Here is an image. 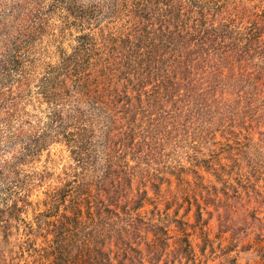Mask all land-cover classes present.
<instances>
[{
  "label": "trees",
  "instance_id": "trees-1",
  "mask_svg": "<svg viewBox=\"0 0 264 264\" xmlns=\"http://www.w3.org/2000/svg\"><path fill=\"white\" fill-rule=\"evenodd\" d=\"M20 1L31 10L20 20L16 16L15 38L0 57V150L18 132L21 161L61 137L75 155L74 179L83 178L77 169L96 171L101 155L106 167L98 184L109 181L103 196L82 181L51 193V210L64 208L52 224L53 239L44 236L47 248L36 249L40 227L34 233L23 223L35 239L27 251L38 252L41 259L50 252L53 261L47 264H145L144 258L159 264L167 229L144 222L138 213L133 217L149 201L147 191L132 192V172H140L158 198L163 177L161 167L154 168L186 139L202 143L214 136V127L237 128L252 119L264 125L255 101L257 88L259 93L264 88V9L259 15V7L244 0H49L51 7L66 4L64 25L82 34L58 65L45 68L35 94L45 105V118L26 135L19 126L30 122L18 109L26 80L22 60L29 40L24 33L29 22L35 25L37 6H46L47 0ZM103 11L110 15L111 32L97 25ZM128 156L134 165L129 166ZM11 169L0 164V218L7 214L18 221L29 203L12 181L17 172ZM3 224V230L10 228L9 219ZM139 228L152 229L160 246L152 244L144 255L138 249ZM184 243L162 263L192 260L187 239Z\"/></svg>",
  "mask_w": 264,
  "mask_h": 264
},
{
  "label": "rangeland",
  "instance_id": "rangeland-1",
  "mask_svg": "<svg viewBox=\"0 0 264 264\" xmlns=\"http://www.w3.org/2000/svg\"><path fill=\"white\" fill-rule=\"evenodd\" d=\"M83 1L87 3V0ZM244 1L250 2L251 6H258L259 15L264 9V0ZM65 7L64 3L60 8L51 7L49 0L44 7L38 5L35 25L31 28L32 22H29L28 33H24L29 40L23 49L27 56L25 61L22 60L26 80L20 87L21 100L18 109L25 113V118L30 122L29 125L19 126V131L26 135L36 132L42 126L38 119L45 118V105H39L35 95L45 68L58 65L61 58L71 52L75 38L82 34L74 26L64 25ZM30 10L31 7L26 2L0 0V57L7 53L9 41L15 38L16 16L20 20ZM103 15L98 17L97 25L111 32L112 29L107 26L110 15L104 14V11ZM121 23L123 21L114 30L121 28ZM259 90L260 87L257 88L258 96H255V101L261 106V111L258 112L264 115L263 99L260 96L264 94V88L261 93ZM248 93L251 94V91ZM259 121L264 123L263 117ZM238 125L236 121V126ZM243 125L231 129L212 127L214 136L206 137L202 143L186 139L168 158L161 159L163 164L154 168L159 169L160 166L159 175L163 177L158 198L153 188L144 184L140 172L134 174L130 171L132 192L140 194L147 191L149 201L137 212H133V217L138 213L144 222L152 220L153 224L157 223L167 229L165 246H162L164 253L159 264H163L166 257L171 259L173 254L182 251L185 248V239L192 250V260H183L181 264H264V125L254 119ZM17 133L14 132L11 141L0 150V164L7 169L11 164V170L17 172L11 176L12 181H17L19 188L21 187L20 196L25 197L29 205L18 213L21 220L14 221L7 214L0 218V264H47L53 261L50 252L43 254L41 259L38 252L27 251L34 236L28 234L29 230L23 223L29 225L34 233L40 227L36 234L41 237H37L35 248H47L45 244L42 246L44 236H47V241L53 239L51 231L55 226L52 224L64 209L61 205L58 210H51V193L82 181L87 182L94 190L100 189V195H105L104 192L109 189V181H104V186L98 184V181H103L106 164L99 155L96 171L77 169V173H83V178L81 180L78 176L74 179L72 169L76 164L75 155L61 137L49 142L41 151L35 153V157L23 156L25 158L20 161L18 156L22 149L23 136L16 137ZM126 159L129 166L134 165L129 156ZM2 182L3 179L0 184ZM18 204L21 206V203ZM124 205L123 202L119 203V209ZM56 211L58 216H54ZM5 219H9L10 228L3 230ZM140 230L141 238H137L140 243L138 249L144 255L152 244L154 247L155 244L160 246L152 229H147L148 233ZM28 237L30 240L24 244ZM111 245L109 249L115 252L116 249ZM144 263L149 264L145 258Z\"/></svg>",
  "mask_w": 264,
  "mask_h": 264
}]
</instances>
